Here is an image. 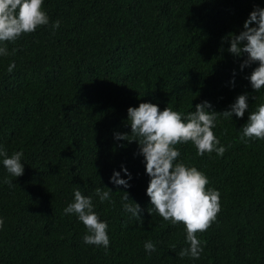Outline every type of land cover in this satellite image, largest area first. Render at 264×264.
<instances>
[{
    "label": "trees",
    "instance_id": "trees-1",
    "mask_svg": "<svg viewBox=\"0 0 264 264\" xmlns=\"http://www.w3.org/2000/svg\"><path fill=\"white\" fill-rule=\"evenodd\" d=\"M254 7L264 0H44L49 25L0 55V148L9 157L22 152L24 165L15 178L0 157V264H264V140L242 139L264 89L252 90L246 77L258 65L241 71L246 57L230 55L225 39L243 30ZM245 93L242 118L217 117L223 156L197 155L191 142L175 146L176 163L197 168L220 194L215 221L197 234L199 259L181 258L190 247L185 226L152 208L137 144L114 133H131L127 109L140 103L183 118L202 101L229 110ZM122 166L128 189L109 182L114 171L127 179ZM77 186L107 224V249L85 244L88 230L64 212ZM103 187L114 204L95 195ZM124 191L140 205L141 224L124 210ZM149 241L155 252L145 250Z\"/></svg>",
    "mask_w": 264,
    "mask_h": 264
},
{
    "label": "clouds",
    "instance_id": "clouds-1",
    "mask_svg": "<svg viewBox=\"0 0 264 264\" xmlns=\"http://www.w3.org/2000/svg\"><path fill=\"white\" fill-rule=\"evenodd\" d=\"M44 0H0V55H9L7 43L16 42L22 35L34 33L38 28L49 25L48 15L42 11ZM59 27V21L52 24L53 29ZM230 37V38H228ZM228 52L236 58L246 57L240 64L241 71L253 64L248 79L254 92L264 89V8L254 7L243 24V30L238 35L229 34ZM15 49H13V52ZM15 65L10 64L8 71L12 72ZM235 72L233 73V77ZM232 86L235 80L230 81ZM247 93L236 97L235 102L229 105V110L217 113L213 106L202 101L195 105V110L182 118V114L166 107L163 111L157 105L140 103L137 108L127 109L130 134L114 133V139L128 143L135 142L138 146L137 155L143 156L145 173L150 178L146 195L150 199L152 208L164 221L173 225L183 224L186 230V239L190 247L182 249L181 258L190 256L199 259L203 251V242L198 239V233L205 232L215 221L220 211L219 192L207 187L208 178L197 168L188 167L183 163H176L180 151L175 147L178 144L191 142L197 149V155L216 152L223 156L226 148L217 147L220 141L213 129L217 117L242 118L248 110ZM242 139L264 140V104H260L256 111L248 116L247 124L242 128ZM131 137V139H129ZM123 147V145H121ZM22 152H16L10 157L0 148V157H4L3 166L7 172L15 177L24 174V165L21 163ZM121 171L127 179H121L119 172H113L110 183L117 188L128 189L131 174L123 166ZM10 187L14 185L11 180H5ZM108 188L95 189V195L101 203L105 201L114 204ZM122 193L124 210L131 217L142 223V209L139 204L130 200L127 191ZM65 214H75L88 230L84 236L87 245L109 246L107 224L100 221L94 211L92 197L82 195L79 187L74 191V202L65 209ZM4 220L0 218V228ZM144 248L147 252H155L152 242H146Z\"/></svg>",
    "mask_w": 264,
    "mask_h": 264
}]
</instances>
